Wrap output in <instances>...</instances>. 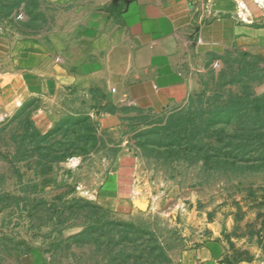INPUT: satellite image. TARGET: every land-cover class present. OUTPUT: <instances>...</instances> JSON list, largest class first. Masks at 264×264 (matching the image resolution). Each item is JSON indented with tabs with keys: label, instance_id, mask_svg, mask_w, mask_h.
I'll return each instance as SVG.
<instances>
[{
	"label": "rangeland",
	"instance_id": "rangeland-1",
	"mask_svg": "<svg viewBox=\"0 0 264 264\" xmlns=\"http://www.w3.org/2000/svg\"><path fill=\"white\" fill-rule=\"evenodd\" d=\"M84 2L0 0V264H177L213 227L230 260L264 264V57L193 58L198 90L167 108L28 91L25 44L56 43ZM121 157L139 196L124 217L96 199Z\"/></svg>",
	"mask_w": 264,
	"mask_h": 264
},
{
	"label": "crops",
	"instance_id": "crops-1",
	"mask_svg": "<svg viewBox=\"0 0 264 264\" xmlns=\"http://www.w3.org/2000/svg\"><path fill=\"white\" fill-rule=\"evenodd\" d=\"M70 13L56 43H27L20 52L19 74L28 91L96 85L119 101L167 108L198 90L188 73L193 58L227 50L264 57V10L256 0H85L82 10ZM137 188L132 163L121 157L96 199L124 217L137 210ZM212 231L184 250L177 264H259L230 260Z\"/></svg>",
	"mask_w": 264,
	"mask_h": 264
},
{
	"label": "bare ground",
	"instance_id": "bare-ground-1",
	"mask_svg": "<svg viewBox=\"0 0 264 264\" xmlns=\"http://www.w3.org/2000/svg\"><path fill=\"white\" fill-rule=\"evenodd\" d=\"M257 2H261L262 0H256ZM240 5V4H239ZM244 6V5H243ZM243 15V14H242ZM246 17V16H245Z\"/></svg>",
	"mask_w": 264,
	"mask_h": 264
},
{
	"label": "trees",
	"instance_id": "trees-1",
	"mask_svg": "<svg viewBox=\"0 0 264 264\" xmlns=\"http://www.w3.org/2000/svg\"><path fill=\"white\" fill-rule=\"evenodd\" d=\"M256 102H257V101H255V100H254V102H253V103H254V104H256Z\"/></svg>",
	"mask_w": 264,
	"mask_h": 264
},
{
	"label": "built area",
	"instance_id": "built-area-1",
	"mask_svg": "<svg viewBox=\"0 0 264 264\" xmlns=\"http://www.w3.org/2000/svg\"><path fill=\"white\" fill-rule=\"evenodd\" d=\"M198 42H200V40L198 39Z\"/></svg>",
	"mask_w": 264,
	"mask_h": 264
}]
</instances>
